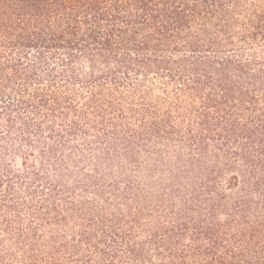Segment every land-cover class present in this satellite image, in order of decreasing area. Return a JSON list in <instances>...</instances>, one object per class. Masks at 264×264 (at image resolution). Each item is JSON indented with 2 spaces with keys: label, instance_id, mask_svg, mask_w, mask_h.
Instances as JSON below:
<instances>
[{
  "label": "trees",
  "instance_id": "trees-1",
  "mask_svg": "<svg viewBox=\"0 0 264 264\" xmlns=\"http://www.w3.org/2000/svg\"><path fill=\"white\" fill-rule=\"evenodd\" d=\"M0 264H264V0H0Z\"/></svg>",
  "mask_w": 264,
  "mask_h": 264
}]
</instances>
